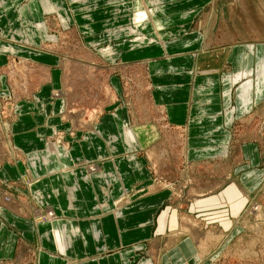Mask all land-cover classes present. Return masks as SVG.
Instances as JSON below:
<instances>
[{"label": "crops", "instance_id": "0c3cea01", "mask_svg": "<svg viewBox=\"0 0 264 264\" xmlns=\"http://www.w3.org/2000/svg\"><path fill=\"white\" fill-rule=\"evenodd\" d=\"M218 1L165 0V8L152 10L150 0H0V144L21 154L15 162L0 161V182L26 176L31 190L41 194L40 203L55 215L38 222L0 198V264L22 256L30 264H154L150 249L164 238L156 234L172 193H180L171 201L176 209L186 197L201 198L195 203L200 206L206 195L218 196L209 198L208 207L215 208L227 198L220 191L227 183L245 192L244 183L264 179V168H255L260 154L253 141L239 142L248 161L244 166L253 169L243 168L240 178L236 169L221 179L218 174L222 161L232 157L235 130L264 105V0H220L226 20ZM166 30L172 34L160 39L159 31ZM72 34L106 65L68 61L63 40ZM147 37L151 42L142 47ZM117 58L123 66L147 69L137 108L147 113L143 100L158 108L170 128L165 132L180 136L182 147L168 159L158 153L165 129L157 121L137 119L131 104H113L115 111L102 114L93 130L62 117L64 69H106ZM27 70L38 81L37 102L23 92L14 94L15 117L7 121L8 85L12 79L26 81ZM112 82L118 94L125 90L121 78ZM53 130L73 132L65 136L67 152L45 141ZM89 161L98 168L87 170L83 163ZM161 165L168 167L165 179L172 188L154 187L113 210L119 195L148 187ZM210 173L212 181L205 177ZM188 177L193 180L185 181ZM228 206L234 227L240 209ZM197 243L193 234L183 235L159 252L157 263H198ZM21 249L28 254L20 255Z\"/></svg>", "mask_w": 264, "mask_h": 264}, {"label": "rangeland", "instance_id": "374dc122", "mask_svg": "<svg viewBox=\"0 0 264 264\" xmlns=\"http://www.w3.org/2000/svg\"><path fill=\"white\" fill-rule=\"evenodd\" d=\"M150 1L149 7L152 10H156L157 8L161 9L162 7L165 8V0ZM217 4V8L220 10L219 13H221V15H223V19L226 20V16L228 14L225 7L226 4L221 6L222 3L220 0ZM130 29L133 31L132 26ZM159 34V38L161 39V37L163 38L165 35L172 34V32H168L167 30L159 31ZM63 41H67L66 50L68 53H66V58L68 61H73L74 59V61H76V59L88 60L94 61L98 65H106L105 61H102L101 58V60L97 59L95 55H92L91 51L83 48L80 37L75 34L68 35ZM150 42L151 40L149 39L148 43H141V45L142 47H146L150 44ZM119 61L120 59L117 58L115 63L112 64V67H107L106 69H90L85 66H83L84 68L71 67L70 69L66 67L64 69L63 89H61V93L65 97L66 105L64 109H62L61 115L64 119L67 118L72 121V118H75L78 120V122H80L78 127L80 128L82 125L81 129L83 130L85 127L93 130L96 123L99 122L102 114L107 112L112 113L115 111L116 108L111 107L113 104L117 102L120 106H123L124 104H131L136 107L135 116L137 119L144 120L147 118L149 120L157 121L160 125H162V128L165 129L162 132V135H160L162 138L160 139L161 149H159L158 153L160 154L159 158L168 159L172 156L173 151H177L178 148L182 147L179 145L182 141L180 136L175 132L173 135L167 133L169 132L167 130L170 128L167 122L165 123V121H167L164 118L165 114L163 115L158 108L152 109L149 104L143 100L144 98H142L143 101L141 102V106L143 107V105H145L144 108L147 113L137 108L139 99H141L142 94L146 90L147 69L142 68L139 65L135 66V64L123 66L119 63ZM1 73L5 74L6 71L3 70ZM26 73V81L21 84H16V82L12 79L11 83L8 85L11 99L4 101V108L6 109L4 110V119H7V121L13 120L15 117V115L11 113L12 103L16 98L14 94L23 92V95H28V99L31 103L36 104L37 102L34 94L38 87V81L35 80V77L33 78L31 70H27ZM8 74L10 75V72H8ZM118 78L122 79L125 86V90H122L119 94L112 82L113 79ZM33 80L36 82V85L32 87L31 84H33ZM139 82L143 85L140 86ZM107 107H109V110ZM7 110L10 112L6 113L5 111ZM263 117L264 105L260 106L256 112H254L251 122L239 124V126H241V130H235V149L232 157L222 161L219 166L218 174L220 179L225 173L231 172V174H233L234 169H236V178H240L239 175L244 171L243 168L248 167L247 170L253 169L250 166H244L248 161L241 156L242 151L239 149V142L242 141H253L258 143L260 161L258 165H255V168H264ZM250 126L253 128L252 130ZM6 134L9 135L8 131ZM67 134L70 136L73 132H69ZM67 134L60 130H53L50 135L45 137V141L60 148L61 151L65 153L70 149L69 142L65 138ZM261 135L263 138H261ZM170 136H172L171 139ZM2 137L3 141L4 136ZM131 152L137 153L136 150H132ZM20 156L21 154L18 150L11 153V151L4 149L0 144V161L11 160L12 162H15L19 160ZM95 164H97L96 161L83 163L87 170H89L88 165L90 166L89 168L93 170L91 167H96ZM167 168L168 167H166V165L156 167V169H158V173L155 174V177H153L152 183L147 185L148 187L141 189L134 188L128 193L119 195L113 201V210L116 209L117 211V208L120 207L121 204L124 206L128 205L131 199L139 194H148V190L153 189L154 187L158 189L172 188L173 184L167 182L165 179ZM201 169L203 170L204 167ZM198 171H201L200 168H198ZM202 175L203 174H201V176ZM212 175V173L209 175L205 174V177L209 176V180L212 181ZM24 178L25 180L19 179L15 181L0 182V198L2 203L5 205L9 203L14 204L16 206L15 210L21 215H28L38 222L52 220L55 215L52 218H48V212L49 210L53 211V209L46 203L44 205L40 203L42 202L41 194L37 191L34 192V190H31V183H29L31 181L26 176ZM184 180L191 182L193 178L188 177ZM235 185V183L229 182L220 189L222 193L224 192L225 196L223 194L221 195L224 198H227L222 200L221 206H218L219 208L208 207L212 206V203L209 201L218 197L213 194L215 197H208V195H206V199L200 201V206L195 205L197 198L201 199L199 197H186L183 200L179 198L180 207L176 209L175 206L177 204L175 201L174 203H171V201L180 197V193H172L170 202L161 209V215L159 218L161 226L160 230H157L158 234H156L157 237L161 235L164 238L163 240L157 238L150 249V256L153 258L154 264H160L157 263V255L160 251H164L171 242H176L180 239V237L189 233L193 234V236L197 239V247L200 249L198 263L195 262L192 264H264V179L261 180L260 178L257 182L252 184L244 183L246 186L245 192L241 189V186ZM174 189L175 188H173V190ZM35 195H37V197ZM202 206H206V209ZM227 206L234 212L236 209H240V212L236 215L237 223L234 227H232L231 223H234L235 218H233L234 215L233 217L229 216L227 213ZM186 211L188 213H186ZM37 215L39 217L41 216L44 220H37ZM171 232L175 235L174 237H170ZM19 254L24 255L28 253L25 249H21ZM23 259L24 256H22L19 260L14 261L13 264H30L28 261Z\"/></svg>", "mask_w": 264, "mask_h": 264}, {"label": "bare ground", "instance_id": "6f19581e", "mask_svg": "<svg viewBox=\"0 0 264 264\" xmlns=\"http://www.w3.org/2000/svg\"><path fill=\"white\" fill-rule=\"evenodd\" d=\"M93 170H95V166H93V167H91ZM54 213H53V211H51V210H49V212H48V218H52L54 215H53ZM41 215V214H40ZM37 220H44V219H42L41 218V216L39 217L38 215H37Z\"/></svg>", "mask_w": 264, "mask_h": 264}]
</instances>
